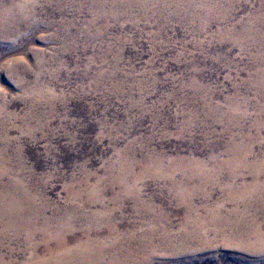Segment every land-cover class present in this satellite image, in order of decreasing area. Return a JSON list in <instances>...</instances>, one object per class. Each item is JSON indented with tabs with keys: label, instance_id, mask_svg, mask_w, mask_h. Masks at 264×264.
<instances>
[{
	"label": "rangeland",
	"instance_id": "obj_1",
	"mask_svg": "<svg viewBox=\"0 0 264 264\" xmlns=\"http://www.w3.org/2000/svg\"><path fill=\"white\" fill-rule=\"evenodd\" d=\"M100 5L0 0V182L69 223V246L116 229L150 243L132 264H264L193 236L226 219L264 230V212L230 202L264 185V0ZM36 241L2 234L0 258H41Z\"/></svg>",
	"mask_w": 264,
	"mask_h": 264
},
{
	"label": "bare ground",
	"instance_id": "obj_2",
	"mask_svg": "<svg viewBox=\"0 0 264 264\" xmlns=\"http://www.w3.org/2000/svg\"><path fill=\"white\" fill-rule=\"evenodd\" d=\"M106 1L107 0H99V4H101L100 6H102ZM111 2L113 4H117V5H125L127 7H133L136 4L143 6L146 3V0H111ZM241 36L245 40L250 41L251 35L248 32L243 33ZM252 38H253V36H252ZM252 40H255V39H251V41ZM239 160H241V159H239ZM244 162L242 161V163H244ZM2 165H4V163H2ZM2 165H1V167H2ZM251 169L254 172L256 171V169L255 170L253 168H251ZM262 170H264V166H262ZM262 170H260V171H262ZM6 173L3 169L0 168V177L2 175L5 176ZM256 174H257V171H256ZM256 177H257V175H256ZM6 181H8V180H6ZM4 182H0V235H2V234L5 235V233L9 234V232L11 231L13 233V235H15L16 237H21L25 233L27 239L31 242L36 241L35 238L40 236L41 239L35 242L32 249H35V251H36V250L42 248L43 252L45 253L44 254L45 256H43L41 258H39V256H34L30 260L26 258V259H24V261L20 262L19 264H123V263H126L125 260L128 258L131 259L130 263L132 264V261L135 260V256H137V255L142 256V253H143V254H145L144 256L150 257V255L152 254V252H147V248L149 247L150 243H146V242L143 243V240L134 239L135 236L133 237V235L132 236L118 235L115 231L116 229L115 230L114 229L109 230L107 232V234H105V235H103L102 233H98V232L90 233V232L85 231L84 233H82L80 235L81 237L78 236L79 237L78 239H76V237H75L76 240L73 242V245L69 246L71 244H68V241L66 239L68 236V234H66V233H68V230H69V229H67L69 227V223H67L65 220L61 221V219H60L57 221V226L54 229H52L50 225L54 219L48 218L46 216V214L43 213V209H37L34 198L30 195L28 189H26L24 187V185L20 184L18 181H15L13 183L12 180H10V179L7 183H4ZM234 191H235V189H234ZM190 197H191V195H190ZM233 201H235V203H234L235 207L232 209L233 214L238 213L240 208L242 207V205H244L247 208V210L254 209L256 213L262 214L264 212V185H258L257 183L252 184V185H248V184L244 185L243 184L237 191L232 192V195L230 196V202L233 203ZM190 207H192V206H190ZM259 208H262L263 210H261V212H260ZM206 212H207V210H206ZM208 214H210V213H208ZM211 215L213 216V214H211ZM249 217H250V215H249ZM209 218H211V217H209ZM205 220H207V219H205ZM198 221L200 222V220H198ZM198 221H197V223H198ZM188 222H189V220H188ZM224 222L225 223L223 225L221 224L222 225L221 227H219L218 229L216 228L217 230L215 229V231H213L211 233H210V229H209V232H198V231H196L193 236H195L196 238L201 237L200 239H203V241L208 242V240L210 239L209 236H211V234H212V236L214 235V237L215 236L220 237L219 238L220 240L222 238L224 244H226L227 246L228 245L232 246V244H238V245H241L245 251L252 253V255L253 254L255 256L256 255H264V230L261 229L257 220H255V219L249 220L247 225H245L244 222L237 223L235 225V229H232V230L230 228L232 226L231 219H230V221L229 220L227 221V219H226V221H224ZM215 224H213V225H215ZM202 226H204V228H205V225H202ZM206 226H208V225H206ZM191 227H193V226H191ZM194 227H197V226H194ZM262 227H264V226L262 225ZM199 228H200V226H199ZM71 230H72V228H71ZM192 231H194V230H192ZM202 231H203V229H202ZM69 234H71V233H69ZM154 234H155V232H154ZM161 234H163V233H161ZM142 235H143V233H142ZM139 238H141V237H139ZM193 238L194 237L189 236V238H188L187 236H185L184 239H185V241L187 240V242H190V240ZM133 239L135 240L137 246H141L140 249L138 248L139 251L135 252V253H134V251H137V250L133 251L132 250L133 248L130 249V247H129V243ZM167 240H169V238ZM198 240H199V238H198ZM70 241H72V240H70ZM207 242H206V244H207ZM164 244H165V242H164ZM181 244H183V243H181ZM210 244H213V243H210ZM168 246H172V249L177 248L176 244H171ZM212 246H214V245H212ZM0 248H1V245H0ZM190 248H192V247H190ZM170 250H171V248H170ZM179 250H180V248H179ZM241 250H243V249L241 248ZM182 252H184V251L182 250ZM10 254H12V253H10ZM137 259H138V257H137ZM145 259H147V258H145ZM145 259H144V261H145ZM148 261H149V259H148ZM9 262H10V260L4 261L3 259L0 258V264H9ZM137 262H138V260H137Z\"/></svg>",
	"mask_w": 264,
	"mask_h": 264
}]
</instances>
